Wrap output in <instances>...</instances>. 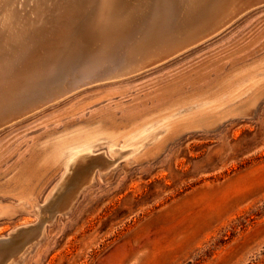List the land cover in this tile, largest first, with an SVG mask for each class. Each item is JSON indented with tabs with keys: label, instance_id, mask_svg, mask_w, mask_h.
I'll return each instance as SVG.
<instances>
[{
	"label": "rangeland",
	"instance_id": "obj_1",
	"mask_svg": "<svg viewBox=\"0 0 264 264\" xmlns=\"http://www.w3.org/2000/svg\"><path fill=\"white\" fill-rule=\"evenodd\" d=\"M59 1L54 0L46 17L47 22L49 20L52 22H49L50 25L45 22L44 26L50 27L45 30L46 27L42 25L41 34L37 36V38H45V41H40L42 45L38 43L33 46L39 50L37 49L35 52L33 48L30 51L29 64L24 67L26 70L24 68L23 72L19 70L20 77L17 78L16 83L20 84L19 86L16 84V87L11 89L12 92L14 91L13 97L17 98L20 94L22 95L23 88H27V90L29 88L32 93L40 86L42 87L39 89H42L49 85L59 84L63 78L64 80L69 77L74 80L78 79V82L80 79L81 82L79 76L82 71L95 65L99 59L97 57H101L102 52L104 55L107 54L108 47L109 53H114L115 58L118 59L121 57V49H125L130 40L132 42L134 38H145L149 41H147V45H158L161 41L163 43L170 37L177 36L175 34H178L182 27L183 19L179 18V16L182 17L181 10H179L183 5L181 0L177 2L172 0L171 7H169L170 0H146L145 2L138 0L141 5L137 0H114L112 9H115V6L116 10L119 6L121 7L117 10H120L119 12H115L113 9L114 19L117 16H120V19L126 16L133 19L136 15L133 20H136V17L143 20L145 17L143 15H146L143 21H146L147 17L150 20H147V24L141 19L137 20L138 22L127 19L130 22L129 25L133 24L135 27L128 26L129 31H126V35H122L124 39L115 47L111 45V42L106 41L108 46L105 49L103 45L101 46V40L97 38L100 34L97 33L95 22L103 0L102 2L99 0L101 4L98 0H77V2H81L82 6L75 2L76 0H67L69 5L74 2L71 6L63 4V2L66 3V0ZM149 1L150 6H148ZM59 3L64 7L62 5L58 8ZM54 6L57 9H54ZM137 6L149 7L148 11L153 14L146 11L147 9L139 8L141 12L146 13L142 14L138 11ZM65 8L73 10H69L70 16L74 15L73 20L68 12L64 13ZM74 10L75 13H73ZM77 10H79V14ZM165 10L168 11L166 12L167 19L166 15L163 17ZM61 11L64 17L69 16L65 18L68 20H64V17L61 18ZM65 11L68 10L65 9ZM80 12H84V14L80 15ZM154 12L162 13V15ZM178 12L179 14H176ZM58 14L59 16H57ZM128 14L132 16L130 17ZM75 15L76 18L80 16V20L76 19ZM92 16L93 19H91ZM160 17L161 19H159ZM89 20L90 22H88ZM54 21L57 23H53ZM85 23L87 26L84 25ZM91 24L94 25L93 28L89 27ZM144 24L150 28L148 26L146 28ZM57 25H60L59 28ZM164 25L168 32L163 28ZM71 26H73V30L70 33L68 29L70 30ZM151 26L152 30H149ZM51 27L56 28L57 32L51 31ZM66 27L70 28L66 29ZM80 27L82 28L80 29ZM88 27L91 29L89 30ZM143 27L148 30L146 31ZM140 28L142 29L139 30ZM84 29L88 30H86L88 34L89 32L91 34L95 29L96 32L94 31L92 34L97 37L95 36V38L92 34L87 35ZM175 29L176 31H174ZM43 30H45L44 33L48 31L47 33L51 34L48 36L46 33L43 36ZM77 30L79 33L76 32ZM143 30L144 32H142ZM54 32L59 35V38L55 36ZM52 33H54L53 36ZM137 34L139 35L137 36ZM65 35L68 37L64 38ZM142 35L144 36L142 37ZM82 36L85 37L82 38ZM71 37L72 39H70ZM80 38V43L82 40L91 42H89L91 45L86 42L87 46L82 45L83 42L81 43L83 48L86 46L85 52L89 50L87 54L81 53L84 51L78 41ZM51 39L54 40L50 42ZM46 40L52 44L55 42L54 46L51 44L52 47H50V43H46ZM73 40H77L78 45L72 43ZM138 40L136 39V41ZM61 41L64 42L67 49L73 45L76 46V50L73 51L74 47H72L69 48V51L65 49V53V46ZM92 43H95L94 47H90L93 46ZM55 44L58 45L55 46ZM138 45L142 44L138 43ZM143 45H145L144 40ZM47 48H50L52 53L55 51L54 55L46 50ZM40 50L46 51V53L48 51L50 54L44 53V55H52V58L46 56L48 58L46 60ZM59 52L61 53L58 54ZM61 54H64L65 61ZM72 54L76 55L72 56ZM263 54L264 5L244 12L211 39L170 57L148 71L113 82L94 81L86 83V86H82L83 84L79 82L81 85L68 92L69 94L42 105L28 113L29 116L21 121H13L2 126L0 128V237H10L21 228L27 227L28 224V226L32 225L35 231L40 230L41 232L38 242L30 251L28 248L37 239L28 242L19 256L23 252L25 253L14 264H264V80L243 93L230 96L231 100L229 94L223 96L221 98L223 101L221 99L218 101L219 103L225 101L228 104L224 103L222 106L228 105V107H220L221 105L217 101L216 103L219 104L217 107L221 110L217 107H213L212 110L210 109L211 111L208 110L212 114L209 112L205 114L208 115V119L204 116V119L198 122L200 124L197 126L198 128L193 127L182 132H175L172 129L170 131H174L173 135L171 134L172 137L169 132L159 154L157 153L152 160L127 165L124 159H119L107 174L100 175L102 180L98 179L99 171L104 172L101 170L102 159L97 158L88 162L85 167L83 166L84 168L82 167L83 169L81 168L73 175H70V172L62 175L65 166H68L66 159L74 153L90 148L96 153L104 152L106 154L111 145L119 147L125 142L129 146L141 143L146 139H152L157 134L153 135L151 118L142 122L140 120V123L138 122L139 124L137 123L123 137H114L111 140L100 139L97 142L70 140L69 143L62 144L60 147L62 163L56 169L48 166L36 167V152L35 148H32L43 137L58 133L64 128L73 127V125L93 121L102 122L103 120V123L108 125L121 127L122 124L126 125L127 122L155 111L170 101L174 102L178 101L177 99L187 96L194 97L199 94V96H212L213 93L218 92L216 89L221 87L223 78L228 79L227 76L230 77V73H233L237 67L249 63ZM55 55L59 57V60ZM53 56L56 59H53ZM75 59H80L82 63ZM41 61L47 64L44 65ZM37 62L38 64H34ZM75 62L77 67L74 65ZM91 63L93 65H90ZM35 65L37 68H39L38 65L40 66L38 71L36 67L34 68ZM62 67H65V70ZM50 70L54 71L55 75L53 72L50 73ZM73 71H78V73ZM28 73H30L29 76ZM56 74L58 78H55ZM44 77L46 80L40 79ZM40 80H44V82L41 83ZM22 82H24L23 87ZM25 83L31 84V87ZM211 89L212 91H210ZM12 95L10 94L8 98L11 99ZM250 102H253L251 109L244 111ZM201 117L198 114L193 119L198 120ZM209 121H214V128H212L213 124L204 126V123ZM141 145L137 149L141 150L145 147V144ZM107 154L109 155V153ZM107 154L106 156L111 158ZM26 164L31 170L32 185L30 180L24 182L23 179H18L14 175L17 174L20 167ZM100 164L101 166H99ZM34 167L38 169L36 170ZM64 176L66 177L64 178ZM91 176H93V181L87 186V179ZM62 180L65 182L62 183ZM59 182L63 185L60 188H58ZM27 197L29 198L25 199ZM26 200H28L27 204ZM68 202L71 203L70 207L68 206L70 210L66 207ZM29 203L43 204L42 210L39 209L37 214L30 212ZM21 234V236L18 235V239L16 238L17 246L28 239V235L22 232Z\"/></svg>",
	"mask_w": 264,
	"mask_h": 264
},
{
	"label": "bare ground",
	"instance_id": "obj_2",
	"mask_svg": "<svg viewBox=\"0 0 264 264\" xmlns=\"http://www.w3.org/2000/svg\"><path fill=\"white\" fill-rule=\"evenodd\" d=\"M59 1V0H58ZM62 1V0H61ZM69 1V0H68ZM71 1V0H70ZM86 1V0H84ZM83 1V2H84ZM99 1V0H98ZM116 1V0H115ZM124 1V0H123ZM132 1V0H131ZM138 1V0H137ZM146 0H144L145 2ZM155 1V0H154ZM162 1V0H161ZM167 1V0H166ZM165 1V2H166ZM171 3H169V7H171L172 5V0H170ZM169 1V2H170ZM174 1V0H173ZM178 0H176L177 2ZM242 0H181V2H183V5H178V6H181V8L179 10H181V16H179V18H182L183 21H182V27L179 31L178 34H175L177 36L171 38L169 35L168 37H170L169 40L167 41H163V43L160 42V44H153V45H147V39L145 40V38H136L138 41H136V39H132L133 41L129 42V44L125 47V49H121L122 50V53L120 54V58L117 59V57L115 58L114 56V53L111 54L109 53V47L107 49V54H103V52L100 54L101 57H97L99 58L97 60V63L95 65H93L92 63L90 65H93L91 67H87L88 69L85 70V71H82V73L80 74L79 77H81V82H80V79H79V82L81 84H83L82 86H84L86 83H90V82H96V81H104V80H107L109 82H113V81H118V80H123L125 78H129L131 76H135L137 74H140L142 72H145V71H148L152 68H154L155 66L161 64L162 62H164L165 60L169 59V58H160V57H155L156 54H159L162 50L164 49H169V47L171 46V44L175 41L174 39L176 38H184L186 36H188L189 34L193 33V29H196L197 27H202L203 25H210V24H218L223 18L226 17L229 18L233 13H235L237 11V6L239 5V3L241 2ZM60 2V1H59ZM66 3L63 2V4L67 5V0L65 1ZM77 2V0L75 1ZM82 2V3H83ZM92 2H95V1H92ZM102 2V0H101ZM122 2V1H120ZM139 2V1H138ZM143 2V0H142ZM157 2V1H156ZM164 2V3H165ZM176 2H174L176 4ZM207 2V4H206ZM54 3V0H0V123L1 122H10L12 123L13 121H21L25 118H27L29 115H27L28 113L34 111L35 109L39 108V107H42V105H45L49 102H52V101H55L56 99L60 98V97H63L65 94H67L68 92H71L72 90H75L76 88H78L81 84H79L78 82V79L74 80L73 78H66L64 80V78L62 79V82H60L59 84H54V85H49L47 86L46 84H43L44 86H47V87H44L42 89H39L40 86L37 90H33L34 92H30L29 88L27 90V88H23V92H22V95L20 94V96H17L16 97H13L12 94H14V91L12 92L14 86L16 87V81H17V78L20 77V71H24L23 68L28 65L29 63V58L31 57V53L30 51L34 48L33 46L35 44L38 45V43L41 44V42H44L45 41V38H37L38 35H40V30L42 29V27L44 26V24H46L45 22H47L46 20V17L50 11V9L52 8V5ZM62 3V2H60ZM59 3V4H60ZM71 3V2H70ZM74 3V2H73ZM71 3V5L73 4ZM77 3H81L80 1L77 2ZM76 3V4H77ZM100 3V1H99ZM116 3V2H115ZM126 3V2H125ZM161 3V2H160ZM162 3V4H164ZM173 3V6H175ZM55 5L57 4V1L56 3H54ZM63 4H60L58 5V8L59 6H62ZM90 4V2H89ZM101 4V3H100ZM114 0H103L102 4H101V7L99 8L98 10V13H97V21L96 22V28H97V33L99 32V37H97L96 35L92 34L94 33V31L91 33L92 36H96L97 38H99L101 40V46L103 45V47L106 49V44H108V42L106 41H109V43L111 42L112 46L115 47V45H118V43H120V41H122L124 38H122V35H124L125 33H127L129 31V27L130 26L131 28L135 27L131 25H129V20L127 19H131V18H128L127 16L126 17H121L122 19H120V16L117 18L114 19L113 15L115 16V12H119L117 11L119 8H121L120 6L118 7V9L116 10V6H115V12L113 11L112 7H114ZM120 4V3H119ZM138 4V3H137ZM136 4V5H137ZM145 4V3H144ZM153 4V3H152ZM157 4V3H155ZM161 4V6H162ZM180 4V3H179ZM68 4V6H71ZM82 6V4H80ZM87 5V4H85ZM84 5V6H85ZM113 5V6H112ZM139 5L140 2H139ZM154 5V4H153ZM152 5V7H153ZM77 6V5H75ZM127 6V5H125ZM132 6V5H131ZM135 6V5H133ZM150 6V1H149V5ZM166 6V5H165ZM55 7V6H54ZM53 7V8H54ZM64 7V5L62 6ZM66 7V6H65ZM86 7V6H85ZM89 7V6H88ZM128 7V6H127ZM138 9L141 8L139 6H137ZM156 7V6H155ZM160 7V6H159ZM163 7V6H162ZM69 8V7H68ZM68 8H65L66 10L68 11H65L64 9V13L65 12H68V15L70 16V11L69 10H72V9H68ZM75 8V7H74ZM81 8V7H80ZM87 8V7H86ZM92 8V7H91ZM149 8V7H147ZM147 8H141L142 10H146ZM151 8V7H150ZM165 8V7H164ZM173 8V7H172ZM172 8H170L172 10ZM54 9H57V7H55ZM61 9V7H60ZM76 9V8H75ZM79 9V8H78ZM131 9V7H130ZM129 9V10H130ZM160 9V8H159ZM167 9V8H166ZM169 9V10H170ZM239 9V8H238ZM59 10V9H58ZM89 10V9H88ZM137 10V9H136ZM149 9H147L146 11H148ZM151 10V9H150ZM168 10V9H167ZM177 10V9H176ZM177 10V11H179ZM63 11V9H62ZM61 11V12H62ZM73 11V10H72ZM78 11V14H79V10ZM83 11V10H81ZM85 11H87L85 9ZM90 11V10H89ZM95 11V9H94ZM114 13H113V12ZM133 11V10H132ZM131 11V12H132ZM138 11H140V13L142 14H146L145 12H141V10L139 9ZM163 11V10H162ZM53 12V11H52ZM59 12V13H61ZM76 11L74 10L73 13H75ZM126 12V11H125ZM136 12V11H135ZM149 13H151L150 11H148ZM166 11L165 10V13H164V16L166 15ZM172 13V11H170ZM176 12V11H175ZM180 12V11H179ZM176 13V14H179ZM55 14V12H53ZM84 14V12H82ZM80 12V15L82 14ZM139 13V12H138ZM139 13V14H140ZM155 14L157 12H154ZM174 13V12H173ZM62 14V15H61ZM60 15L62 16L61 18H63V12L61 13ZM67 14V13H65ZM64 14V15H65ZM72 14V13H71ZM92 14V13H91ZM120 14V13H119ZM125 14V13H124ZM130 14V13H129ZM128 14V16H130ZM138 14V16H139ZM153 13H151L152 15ZM154 14V15H155ZM158 15H162V13H157ZM169 14V13H168ZM52 15V14H51ZM67 15V17H64L63 19L64 20H68V19H65V18H68L69 16ZM93 15H96V14H93ZM127 15V14H126ZM151 15H148V16H151ZM153 15V16H154ZM157 15V17H158ZM50 16V14H49ZM55 16V15H54ZM59 16V14L57 15ZM56 16V18H57ZM66 16V15H65ZM84 16V15H82ZM132 16V15H131ZM130 16V17H131ZM136 16V15H135ZM134 16V17H135ZM146 17V15H143ZM142 16V17H143ZM167 16L166 15V19H167ZM173 16V15H172ZM171 16V17H172ZM71 17V16H70ZM74 17V15L72 16ZM71 17V19H72ZM78 18H76V15H75V18L76 19H79L80 16H77ZM133 17V19H134ZM144 17V18H145ZM162 17V16H161ZM161 17L159 19H161ZM170 17V16H169ZM168 17V18H169ZM175 17V16H174ZM50 18V17H49ZM48 18V20H49ZM60 18V20H62ZM83 18V17H82ZM143 18V20H144ZM156 18V17H155ZM51 19V18H50ZM54 20V18H52ZM70 19V20H71ZM91 19H93V16L91 17ZM132 20L133 21H137L139 19H141L142 22H147L148 24V17L145 19L146 21H143L142 18H135L136 20ZM152 19V18H151ZM170 19V18H169ZM173 19V18H171ZM237 18L235 19H231L229 23H232L234 20H236ZM56 20V19H55ZM58 20V19H57ZM56 20V21H57ZM69 20V21H70ZM73 20V19H72ZM80 20V19H79ZM88 20V19H87ZM148 20V21H147ZM163 20V19H162ZM180 20V19H179ZM229 20V19H227ZM59 21V20H58ZM75 21H78V20H75ZM158 21V19H157ZM164 21H165V18H164ZM167 21V20H166ZM169 21V20H168ZM192 21H194V23L192 24ZM49 22H52V21H48L47 23L50 25ZM66 22V21H64ZM68 22V21H67ZM80 22V21H78ZM90 22V20L88 21ZM92 22V21H91ZM138 22V21H137ZM154 22V21H153ZM179 22V21H178ZM53 23H57V22H53ZM52 23V24H53ZM61 24V22H59ZM76 23V22H74ZM140 23V22H139ZM138 23V24H139ZM151 23V22H150ZM149 23V25H150ZM165 23V22H164ZM185 23V24H184ZM63 24V23H62ZM69 24V23H68ZM73 25V23H71ZM78 24V23H77ZM95 24V23H94ZM152 24V23H151ZM163 24V23H162ZM170 24V23H169ZM168 24V25H169ZM176 24H177V21H176ZM181 24V23H180ZM43 25V26H42ZM65 25V23H64ZM80 25V24H79ZM86 25V23L84 24ZM83 25V26H84ZM135 25V24H134ZM141 25V23H140ZM139 25V27H141ZM145 25V24H144ZM160 25V23H159ZM179 24H177L178 26ZM52 27H54L53 25H51ZM58 28L60 25H57ZM70 26V25H69ZM73 26H76V25H73ZM73 26H71L72 28L69 30L68 28L70 27H66V29H68V31H72L73 30ZM82 26V27H83ZM87 26V25H86ZM85 26V27H86ZM93 28L94 25H90L89 27ZM146 28L148 25H145ZM153 26V25H152ZM152 26H151V29L149 30H152ZM158 26V24H157ZM156 26V27H157ZM181 26V25H180ZM46 27L45 30L47 29V27H50V26H44ZM51 27V28H52ZM63 27V25H62ZM80 27V29L82 28ZM88 27V28H89ZM138 28V25L136 26ZM163 27V26H162ZM61 28V27H60ZM78 28V27H77ZM87 28V29H88ZM145 27H143L144 29ZM145 30L147 31L148 29ZM148 28H150L148 26ZM154 28V27H153ZM165 29V25L163 27ZM174 28H176L174 26ZM56 29V28H55ZM54 28H52L51 31L55 30ZM78 29V30H80ZM86 29V30H87ZM91 28H89L90 30ZM142 28H140L139 30H141ZM160 29V28H159ZM42 33H44V31ZM48 30L50 31V29L48 28ZM59 30V29H58ZM63 30V29H61ZM78 30L76 32H78ZM85 30V29H84ZM85 32L88 34V30ZM155 30V29H154ZM163 30V29H162ZM173 30V29H172ZM50 31V32H51ZM56 31V30H55ZM67 31V30H66ZM65 31V32H66ZM75 31V30H74ZM82 31V30H81ZM127 31V32H126ZM131 31V29H130ZM157 31V30H156ZM166 31V29H165ZM176 31V29L174 30ZM173 31V32H174ZM48 32V31H47ZM46 32V33H47ZM57 32V31H56ZM54 32V33H56ZM61 32V31H60ZM83 32V31H82ZM82 32H80L82 35ZM96 32V31H95ZM144 32V30L142 31ZM151 32V31H150ZM164 32V31H163ZM168 32V31H166ZM43 34V36H45V34ZM52 33V36L53 34ZM71 33V32H70ZM79 33V32H78ZM141 33V32H140ZM51 34V33H50ZM50 34L47 33V35L49 36ZM76 34V33H75ZM90 34V35H91ZM143 34V33H141ZM161 34V33H160ZM164 34V33H163ZM166 34V33H165ZM169 34V33H168ZM46 35V36H47ZM64 35V33H63ZM72 35V34H71ZM77 35V34H76ZM79 35V36H80ZM126 35V34H125ZM133 35V34H132ZM139 34H137L138 36ZM150 35V34H149ZM158 35V34H157ZM55 36H58L59 38V35L56 33ZM62 36V34L60 35V37ZM68 35H65L64 38H67ZM144 35H142L143 37ZM162 36V34L160 35ZM166 36V35H165ZM173 36V34H172ZM62 37V38H63ZM85 37V36H84ZM82 36V38H84ZM87 37V36H86ZM91 37V36H90ZM95 37V38H96ZM133 37V36H132ZM131 37V38H132ZM164 37V36H163ZM52 38V37H51ZM63 38V40H65ZM79 38V37H78ZM155 38V37H154ZM162 38V37H161ZM160 38V39H161ZM50 39V38H49ZM72 39V37L70 38ZM73 39H74V36H73ZM86 39V38H85ZM90 40V38H88ZM92 39V37H91ZM94 39V38H93ZM127 39V38H126ZM165 39V38H164ZM54 40V39H53ZM51 39L50 42L53 41ZM56 40V39H55ZM62 40V39H60ZM59 40V41H60ZM68 40V39H67ZM75 40V39H74ZM73 40V41H74ZM81 40L78 39V41ZM97 40V39H95ZM143 40H144V44L143 45ZM162 40V39H161ZM41 41V42H40ZM58 41V42H59ZM69 41V40H68ZM71 41V40H70ZM85 41V40H84ZM93 41V40H92ZM146 41V42H145ZM159 41V40H158ZM49 42V43H50ZM62 42V41H61ZM61 42L59 44V46L61 45ZM67 42V41H65ZM83 42V40L81 41V43ZM86 42H90V41H86ZM86 42H83L85 44L82 43V45H86L87 46V43ZM95 42V41H94ZM149 42V41H148ZM154 42V41H152ZM46 43H48V40H46ZM48 43V44H49ZM55 43V42H54ZM53 43V44H54ZM63 43V46L64 47V51L65 49H67L66 45ZM68 43V42H67ZM72 43H76L77 44V40L72 42ZM80 41H79V44L81 45ZM91 43V42H90ZM89 43V44H90ZM97 43V41H96ZM138 43L142 44L141 46L138 45ZM155 43V42H154ZM159 43V42H158ZM47 44V45H48ZM52 43H50V47ZM52 44V45H53ZM58 44H55L58 45ZM71 43H69L70 45ZM88 44V45H89ZM93 46H90V47H94V44L95 43H92ZM42 45V44H41ZM78 45V44H77ZM81 45V46H82ZM91 45V44H90ZM98 45V44H97ZM110 45V47H111ZM122 46H124L123 44H121ZM43 46H45L43 44ZM54 46V45H53ZM62 46V47H63ZM71 46V45H70ZM85 46V47H86ZM38 47V46H37ZM72 47H74L72 45ZM72 47H69V48H72ZM76 47V46H75ZM74 47L73 51L76 50ZM83 48L82 46V51H84V49L86 50V48ZM89 47V48H90ZM119 47V46H118ZM121 47V46H120ZM46 48V46H45ZM55 48V47H54ZM53 48V49H54ZM57 48V47H56ZM69 48L67 49V51H69ZM88 48V49H89ZM99 48V47H98ZM39 50V48H37ZM35 52H37L36 50ZM50 49V48H49ZM48 48L46 50H49ZM78 49L80 50V47H78ZM93 49V48H92ZM96 49V48H94ZM93 49V50H94ZM111 49V48H110ZM43 50V49H42ZM56 50V49H54ZM92 50V52H93ZM115 50V49H113ZM120 50V51H121ZM41 51V50H40ZM50 51V50H49ZM64 51H62L64 53ZM71 51V50H70ZM81 51V50H80ZM89 51V50H87ZM87 51L85 52H81L82 54L83 53H86L87 54ZM91 51V50H90ZM106 51V50H105ZM33 52V51H32ZM34 52V53H35ZM43 52L42 55H44V53H46V51H41ZM51 52V51H50ZM95 52V51H94ZM101 52V51H100ZM52 53V52H51ZM55 51H53L52 55H54ZM61 52H59L58 54H60ZM66 53V51H65ZM64 53V54H65ZM40 54V52H39ZM46 54H50L48 51ZM57 54V53H56ZM64 54H61L63 55L62 57L64 58V61H65V57H64ZM71 54V52H70ZM80 54V53H79ZM89 54V52H88ZM94 54V53H93ZM96 54V53H95ZM118 54V53H117ZM51 55V56H52ZM66 55H69V54H66ZM65 55V56H66ZM76 55V54H75ZM72 54V56H75ZM90 55V54H89ZM35 56V54H34ZM41 56V55H39ZM38 56V57H39ZM45 56V55H44ZM47 56V55H46ZM45 56V57H46ZM50 56V55H49ZM47 56V57H49ZM50 56V57H51ZM56 56V55H55ZM80 56V55H79ZM83 56V55H82ZM88 56V55H87ZM154 56V57H153ZM37 57V56H36ZM45 58L46 60L48 58ZM58 57V56H56ZM56 57L53 56V59ZM61 57V56H60ZM69 57V56H68ZM78 57V56H77ZM75 57V58H77ZM85 57V56H84ZM91 57V55L89 56V58ZM33 58V57H32ZM40 58V57H39ZM42 58V57H41ZM52 58V57H51ZM62 58V59H63ZM72 58V57H71ZM83 58V57H82ZM93 58L94 55H93ZM38 59V58H37ZM68 59V58H67ZM74 59V58H73ZM88 59V58H87ZM91 59V58H90ZM36 60V59H35ZM43 60V59H41ZM44 60V61H46ZM50 60V59H49ZM58 60H59V57H58ZM80 61V59H77ZM75 59V61H77ZM34 61V60H33ZM32 61V62H33ZM51 61V60H50ZM49 61V62H50ZM53 61H56V60H53ZM62 61V60H61ZM69 61V60H68ZM73 61V60H72ZM70 61V63L72 62ZM78 61V62H79ZM84 61V60H83ZM94 61V59H93ZM92 61V62H93ZM96 61V59H95ZM36 62V61H35ZM39 62V61H38ZM37 63H34V64H38ZM44 65L45 63L43 61H41ZM67 62V60H66ZM82 63V61H80ZM54 63V62H53ZM59 63V62H58ZM68 63V62H67ZM73 63V62H72ZM85 63V62H84ZM95 63V62H94ZM42 64V66H43ZM47 64V63H46ZM50 64V63H49ZM57 64V63H56ZM54 64V66L56 65ZM76 64V62L74 63V65ZM79 64V63H78ZM87 64V63H85ZM31 65V64H30ZM41 65V64H39ZM38 65L39 68L36 67V65L34 66V68L36 67L37 71L38 69H40V66ZM60 65V64H59ZM66 65V64H65ZM64 65V66H65ZM88 65V64H87ZM51 66V65H50ZM61 66V65H60ZM59 66V68H60ZM73 66V65H72ZM77 67V65H75ZM241 66V65H240ZM31 67V66H30ZM29 67V68H30ZM33 67V65H32ZM56 67V66H55ZM68 67V66H67ZM66 67V68H67ZM84 67V66H82ZM235 67V66H234ZM42 68V67H41ZM48 68V67H47ZM54 68V67H52ZM58 68V70H60ZM64 68L65 70V67H62ZM70 68V67H69ZM232 68V67H231ZM25 69V68H24ZM32 69V68H30ZM86 69V68H84ZM26 70V69H25ZM35 70V69H34ZM35 70V72H36ZM44 70V69H43ZM46 70V69H45ZM48 70V69H47ZM68 70V69H67ZM79 70V69H77ZM51 72L50 73H54V71L50 70ZM57 71V69L55 70V72ZM70 71V70H69ZM81 71V70H80ZM79 71V72H80ZM42 72V71H40ZM48 72V71H47ZM59 72V71H58ZM66 72V71H64ZM75 72V71H73ZM26 73V72H25ZM24 73V74H25ZM31 73V72H30ZM28 73V76L29 74ZM39 73V72H38ZM67 73V72H66ZM75 73H78L75 72ZM32 74V73H31ZM45 74H47L45 72ZM63 74V73H61ZM70 74H71V71H70ZM226 74V73H225ZM231 74V75H230ZM230 77H228V79L226 78V80L223 78V83L221 84V87H218L216 90L217 93H213L212 96H194V97H186V98H181V99H177L178 101H170L168 104H165L163 107H160L158 109H156L155 111H151L149 113H146L142 116H139L138 118L134 119L133 121H129V123L127 122L126 125L122 126L121 124V127L119 126H112V125H108L106 123H103V120L102 122L101 121H93V122H87V123H82V124H79V125H76L73 127H67V128H64L62 129L61 131H59L57 134H51V135H48V136H45L43 137V139L39 140L34 147L32 148H35V152H36V161H37V165L36 167H39V166H43L44 167H53L54 169H56L59 165H61L62 163V160H60V156H61V151H60V147H62V144L65 145L66 143H69L70 140H73V141H87V142H97L98 140L100 139H113L114 137H123L124 135H126V133L133 129V127L136 126V124L140 121H145L149 118L150 121L153 122V124H151V127L154 129V134L153 135H156L154 136L152 139H146L144 140L143 142L141 143H138V144H132V145H129L127 146V144L124 142L121 146L119 147H114V146H109L108 147V150L106 151V154L109 153L108 156H110L111 158L107 157L106 154L104 152H99V153H96L94 152V150L92 148L88 149V150H83V151H79L77 153H74L73 155L69 156L67 159H66V164H68V166H65V169L63 170L62 172V175H66V173L70 172V175H73L74 173H76L78 170H80L83 166L85 167V165L90 162V161H93V160H96L97 158H100L102 159V167H101V170H104V172H101L99 171L98 173V179L99 180H102V178L100 177V175H105L107 174L111 169H112V166L118 162L119 159H124L125 161V164L127 165H130V164H134V163H137V162H141V161H150L152 160L156 155L157 153L159 152V150H161L162 146H163V142L166 138V136H168V133L173 129L175 132H182V131H186L187 129L190 130V128H195L197 126H200V124H198L199 121L203 120L204 119V116H206V118L208 119V115H205L207 114L208 112L212 114V112H210L213 107H217L219 104L221 105L220 107L222 108H226V106L228 107V105H223L225 107L222 106V104L225 103L224 102H221L219 103L220 99L224 96H226V94H229V99H230V96H233L235 94H240V93H243L244 91H246L247 89L249 88H253L255 87L260 81L264 80V54L259 56V57H256L255 59H253L251 62L249 63H246V64H243V66L241 67H237L233 73H230ZM22 75V74H21ZM27 75V74H26ZM25 75V76H26ZM48 75V74H47ZM46 75V76H47ZM55 75V73H54ZM57 75V74H56ZM60 75V73H59ZM37 76V74H36ZM35 76V77H36ZM44 76V74H43ZM42 76V77H43ZM27 77V76H26ZM33 77V76H32ZM41 77V76H40ZM51 77V76H49ZM48 77V78H49ZM63 77V76H62ZM72 77V76H71ZM75 77V76H73ZM78 77V78H79ZM23 78V77H22ZM38 78V76H37ZM36 78V79H37ZM47 78V77H46ZM53 78V77H52ZM55 78H58V75L57 77ZM61 78V76H60ZM21 79V78H20ZM31 80L33 78H30ZM39 79V78H38ZM40 79H45L44 78H40ZM26 80V79H25ZM44 80H42L44 82ZM61 80V79H60ZM64 80V81H63ZM24 81V80H23ZM34 81L36 82L35 78H34ZM41 81V80H40ZM41 81V83H42ZM48 81V80H47ZM46 81V82H47ZM53 81V79H52ZM77 81V82H76ZM21 82V81H20ZM25 82V81H24ZM22 82V87H23V83ZM33 82V81H31ZM30 82V83H31ZM39 82V81H38ZM55 82V81H53ZM77 83V84H76ZM20 84V83H19ZM19 84H17L19 86ZM27 84V86H30L31 87V84H28V83H25ZM40 84V83H38ZM35 85V84H34ZM42 85V84H40ZM88 85V84H87ZM90 85V84H89ZM17 86V88H18ZM33 86V85H32ZM37 86V85H36ZM86 86V85H85ZM25 87V86H24ZM34 87V86H33ZM32 87V88H33ZM207 87V86H205ZM35 88V87H34ZM81 88V87H80ZM12 89V90H11ZM20 89V88H19ZM18 89V90H19ZM203 89V88H202ZM212 91V89L210 90ZM215 91V90H213ZM19 92V91H18ZM17 93V92H16ZM249 93V92H248ZM12 95V98L9 99L8 96L9 95ZM69 94V93H68ZM187 94V93H186ZM196 94V93H195ZM204 95V94H203ZM183 97V96H182ZM228 97V96H227ZM229 99H226V100H229ZM219 100V101H218ZM223 101V99H221ZM231 100V99H230ZM218 101V103H216ZM231 102V101H230ZM233 103V101H232ZM225 104H228V103H225ZM163 105V104H162ZM253 105V102H250L246 108L244 109V111H248L251 109ZM230 106V104H229ZM232 106V105H231ZM234 106V105H233ZM231 108V107H230ZM155 109V108H154ZM211 109V110H210ZM217 109H220L221 108H218ZM210 110V111H208ZM226 110V109H224ZM214 111V110H213ZM216 111V110H215ZM233 111V110H232ZM219 112V111H218ZM224 112V111H223ZM226 112V111H225ZM222 113V112H220ZM200 114L202 117L198 120H194L193 117L195 115H198ZM215 114V113H214ZM225 114V113H224ZM227 114V112H226ZM32 115V114H31ZM210 115V114H209ZM221 115V114H220ZM211 116V115H210ZM223 116V115H221ZM230 116V115H229ZM100 118V117H99ZM109 118V116H108ZM213 118H215L213 116ZM222 118V117H221ZM96 119V118H95ZM104 119V118H103ZM111 119V118H110ZM212 120V118H211ZM110 121V120H109ZM128 121V120H127ZM217 121V119H216ZM219 121V120H218ZM106 122V121H105ZM139 122V123H140ZM220 122V121H219ZM138 123V124H139ZM214 121H209V122H205L204 126H207V125H211L213 124ZM216 123V122H215ZM213 126H215L214 124L212 125V128H214ZM209 127V126H208ZM206 127V128H208ZM157 128V129H156ZM198 128V127H197ZM211 128V126H210ZM58 131V130H57ZM173 131V132H174ZM173 132H170V136ZM137 133V132H136ZM152 135V136H153ZM173 135V134H172ZM151 136V137H152ZM172 137V136H171ZM170 137V139H171ZM172 140V139H171ZM167 143V142H165ZM141 144H145V147L143 149H137V147L139 146H142ZM32 150V149H31ZM140 150V151H139ZM163 150V149H162ZM34 151V150H32ZM34 152V153H35ZM94 152V153H93ZM33 153V154H34ZM159 154V153H158ZM35 155V154H34ZM29 157V156H28ZM32 158V156H30ZM30 159V158H29ZM31 160V159H30ZM101 164L99 166H101ZM93 166V165H92ZM83 167V168H84ZM33 168V167H32ZM35 168V167H34ZM82 168V169H83ZM98 168V167H97ZM36 169V168H35ZM38 169V168H37ZM36 169V170H37ZM99 169V168H98ZM100 170V169H99ZM30 167L26 164V165H23L22 167L19 168V170L16 172L17 174H14L16 177H18V179H23V181L25 182H29V180L31 181V173H30ZM90 171V170H89ZM37 172V171H36ZM30 173V174H29ZM41 173V172H40ZM44 173H46L44 171ZM81 173V172H80ZM87 173V172H86ZM12 175V174H11ZM69 175V174H68ZM79 175V174H78ZM77 175V176H78ZM112 175V174H111ZM40 177V175H39ZM66 176H64L65 178ZM69 177V176H68ZM79 177V176H78ZM33 178V177H32ZM38 178V176L36 177V179ZM43 178V177H42ZM40 178V179H42ZM35 179V177H34ZM35 179V180H36ZM39 179V180H40ZM11 181V180H10ZM33 181V179H32ZM32 181H31V185H32ZM38 181V180H37ZM70 181V180H69ZM93 181V176L89 177V179H87V182H86V185L88 186L89 184H91V182ZM40 182V181H39ZM65 182V180L63 181L62 180V183ZM25 184V183H24ZM34 184V183H33ZM23 185V183H22ZM21 185V186H22ZM37 185V184H36ZM61 183L59 182L58 184V188L61 187ZM85 185V186H86ZM25 186V185H24ZM63 186V185H62ZM81 186V185H80ZM35 187V186H34ZM81 188V187H80ZM79 188V189H80ZM25 190V189H24ZM58 190V189H57ZM55 190V191H57ZM63 190V189H61ZM83 190V189H81ZM20 192V191H19ZM79 192V190H78ZM57 193V192H56ZM20 194V193H19ZM53 194V193H52ZM58 194V193H57ZM15 195V194H14ZM73 196V195H72ZM56 197V196H55ZM54 197V198H55ZM61 197V196H60ZM29 197L25 198V199H28ZM50 198V197H49ZM73 198V197H72ZM53 199V198H52ZM58 199H60L58 197ZM67 200V199H66ZM73 200V199H71ZM75 200V199H74ZM47 201V200H46ZM57 201V200H56ZM60 201V200H59ZM21 202V201H19ZM28 200H26V204H27ZM34 202V200H33ZM71 202V201H70ZM68 202V205L66 207H68L71 203ZM60 203V202H58ZM16 204V203H15ZM19 204V203H18ZM46 204V202H45ZM43 205V204H42ZM41 204L38 205L37 203H29V206L30 207V212H33L35 214L38 213L39 209H41ZM53 205V203H52ZM45 206V205H44ZM43 206V207H44ZM65 207V208H66ZM70 207V206H69ZM68 207V208H69ZM49 208V207H48ZM56 208V207H55ZM44 209V208H43ZM42 210V209H41ZM65 210V209H64ZM62 210V211H64ZM70 210V208L68 209ZM59 211V210H57ZM67 211V210H66ZM43 212L45 213V211L43 210ZM42 212V213H43ZM48 212V211H47ZM54 212V211H52ZM60 212V211H59ZM41 213V214H42ZM43 213V214H44ZM40 214V215H41ZM48 214V213H47ZM46 215V214H45ZM44 216V215H43ZM48 217V215H47ZM65 218V217H64ZM50 219V218H49ZM48 219V220H49ZM52 219V218H51ZM38 220V219H37ZM27 221V220H26ZM51 222V221H50ZM32 224V223H31ZM26 225V224H25ZM29 225V224H28ZM27 225V226H28ZM18 230V228H16ZM34 232V231H33ZM33 232H29L28 235H31L33 234ZM14 233V232H13ZM35 234V233H34ZM41 234V232H40ZM11 236V235H10ZM2 238H6V237H0V239ZM39 240V237L37 238V241H35L29 248L28 250L30 251V249L38 242ZM27 245V244H26ZM0 264H14L15 262H17L21 256H23V254L25 252H23L18 258L14 259V260H11V259H8L7 257L4 256V254L6 253V250L5 247H4V242H0Z\"/></svg>",
	"mask_w": 264,
	"mask_h": 264
},
{
	"label": "water",
	"instance_id": "obj_3",
	"mask_svg": "<svg viewBox=\"0 0 264 264\" xmlns=\"http://www.w3.org/2000/svg\"><path fill=\"white\" fill-rule=\"evenodd\" d=\"M262 5H264V0H242L237 6L239 9L237 8V11L233 13L229 18H227L229 20H227L225 17L218 24L216 23L210 24V25L207 24V25H203L202 27L201 26L197 27L196 29L191 30L193 31V33L189 34L188 36L184 38L174 39L175 41L171 44L169 49L167 48V49L162 50L159 54H156L155 57L170 58L194 46H197L203 42H206L207 40L211 39V37L223 31L230 24L229 22L231 19L238 18L244 12H247L248 10H251L253 8H256ZM193 23L194 21H192V24ZM8 123L10 122H6V121L1 122L0 128ZM21 232L26 235H28L29 232L31 233L33 232V234L32 236L28 235L27 241H24L23 244L17 246L15 244L17 243L16 238L18 239V237L22 235ZM39 236H40V230L35 231L32 225H30V226H27V227L25 226L21 228L19 231L15 232L10 237L0 239V242H4V247H5L4 250H6V253L4 254V256L11 260L17 258L19 254L23 251L26 244L30 242L31 240L37 239Z\"/></svg>",
	"mask_w": 264,
	"mask_h": 264
}]
</instances>
